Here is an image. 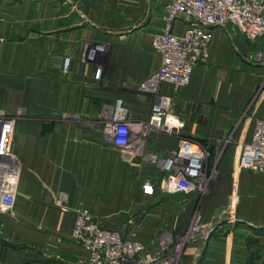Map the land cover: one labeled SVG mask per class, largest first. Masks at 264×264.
I'll return each mask as SVG.
<instances>
[{
    "label": "crops",
    "instance_id": "crops-1",
    "mask_svg": "<svg viewBox=\"0 0 264 264\" xmlns=\"http://www.w3.org/2000/svg\"><path fill=\"white\" fill-rule=\"evenodd\" d=\"M163 16L151 0H0V108L17 118L13 152L22 168L15 206L0 213V264H83L72 232L84 209L149 251L176 244L199 208L203 228L182 264H264V174L239 168L264 119V39L215 29L209 60L190 84L161 87L173 102V132H145L154 99L139 85L160 67L152 43ZM96 46L107 51L92 62ZM118 100L138 141L132 156L103 132ZM236 125L206 199L161 191V161L180 140L213 143ZM148 181L152 196L143 192Z\"/></svg>",
    "mask_w": 264,
    "mask_h": 264
},
{
    "label": "built area",
    "instance_id": "built-area-1",
    "mask_svg": "<svg viewBox=\"0 0 264 264\" xmlns=\"http://www.w3.org/2000/svg\"><path fill=\"white\" fill-rule=\"evenodd\" d=\"M151 1L164 7V29L152 43L153 51L160 57V67L139 85L142 94L154 99L144 130L172 133L173 127L167 124V117L173 112V102L161 94L162 85L183 88L190 84L194 68L209 60L217 28H233L249 41L264 39V0ZM104 51V46L91 48L89 59L95 62ZM258 58L264 61V51ZM67 68L68 64L66 72ZM103 69L102 65H97L96 78L101 77ZM16 126V116L0 108V213L14 208L22 174L13 152ZM103 132L114 147L128 156L138 152V141L133 137V126L121 100L117 101L112 117L104 123ZM208 157L209 151L201 143L180 140L177 150L161 161V191L201 196L207 186ZM239 168L264 174V119L256 121L250 140L243 144ZM155 186L145 182L144 194L152 196ZM192 222L188 233L172 248L166 245L151 253L142 242L125 236L119 229L104 227L91 211L84 209L76 214L72 239L87 254L83 264H173L172 258L163 257L172 251L181 253L186 242L189 243L202 230V216L198 211Z\"/></svg>",
    "mask_w": 264,
    "mask_h": 264
},
{
    "label": "rangeland",
    "instance_id": "rangeland-1",
    "mask_svg": "<svg viewBox=\"0 0 264 264\" xmlns=\"http://www.w3.org/2000/svg\"><path fill=\"white\" fill-rule=\"evenodd\" d=\"M105 51H107V47L105 48ZM101 62H103V61H101ZM253 99H252V101H253ZM252 104H253V102H252ZM238 131H239V125H236L230 131L227 139L219 140V141L217 140V141H215L213 143H209V144H205V143L201 142V144L205 148H207V150L209 151V157H208V159L206 161V170L208 172L207 173L208 174L207 175V186H206L205 192L201 195V198L206 199L209 196V192H210L209 191V187L211 186V184L215 180H217L219 178L220 173H221V171H220V163L222 162V159H223V157L225 155V152L228 150V148H230V147L235 145L234 144L235 143V138H236V135H237ZM240 155H241V152H240ZM118 194H120V193L118 192ZM122 205H123L122 202H118V204H117L118 209L120 208V206L122 207ZM121 210H123V208ZM197 211L202 216L201 208H199ZM118 222H121V219H118ZM211 223H212L211 226L215 225L214 224L215 220H213ZM192 224H193V222H191L190 227L192 226ZM176 241L178 242L179 239L176 240ZM188 245H189V243L186 242L185 247H184V249H182L181 253L174 254L175 252L172 251V252H170V254L165 255L163 258L164 259L172 258L173 259V264H182L184 251H185V249H186V247ZM150 247L151 248H155L154 245L150 246ZM172 247H170V248H172ZM160 248L161 247H159V249ZM148 250H149V252L153 253V252L157 251L158 249L156 250V249L148 248Z\"/></svg>",
    "mask_w": 264,
    "mask_h": 264
}]
</instances>
